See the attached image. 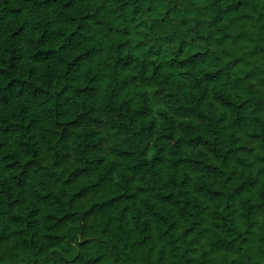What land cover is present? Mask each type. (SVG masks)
I'll return each instance as SVG.
<instances>
[{
    "label": "clouds",
    "instance_id": "obj_1",
    "mask_svg": "<svg viewBox=\"0 0 264 264\" xmlns=\"http://www.w3.org/2000/svg\"><path fill=\"white\" fill-rule=\"evenodd\" d=\"M0 264H264V0H0Z\"/></svg>",
    "mask_w": 264,
    "mask_h": 264
}]
</instances>
